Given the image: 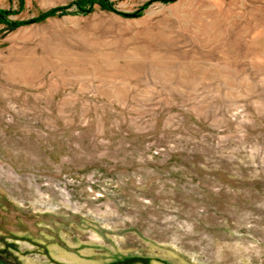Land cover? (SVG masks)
<instances>
[{
    "label": "rangeland",
    "instance_id": "1",
    "mask_svg": "<svg viewBox=\"0 0 264 264\" xmlns=\"http://www.w3.org/2000/svg\"><path fill=\"white\" fill-rule=\"evenodd\" d=\"M75 1L0 0V264H264V0Z\"/></svg>",
    "mask_w": 264,
    "mask_h": 264
},
{
    "label": "trees",
    "instance_id": "2",
    "mask_svg": "<svg viewBox=\"0 0 264 264\" xmlns=\"http://www.w3.org/2000/svg\"><path fill=\"white\" fill-rule=\"evenodd\" d=\"M21 2L23 4V0H21ZM74 4L79 10L83 12H90L96 4H99L105 10L114 11L112 6L107 4V1L105 0H77L74 2ZM62 9L63 8L52 9L39 16L35 21H43L47 18L54 17L58 13V11ZM6 15L7 11L0 10V20L2 21V23H6L9 27L18 28L28 24V22L26 21L8 22Z\"/></svg>",
    "mask_w": 264,
    "mask_h": 264
}]
</instances>
